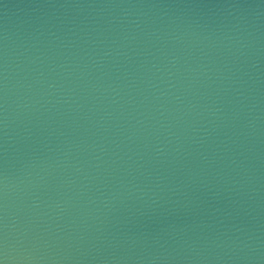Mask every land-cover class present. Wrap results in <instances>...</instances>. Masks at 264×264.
<instances>
[{
  "label": "water",
  "instance_id": "95a60500",
  "mask_svg": "<svg viewBox=\"0 0 264 264\" xmlns=\"http://www.w3.org/2000/svg\"><path fill=\"white\" fill-rule=\"evenodd\" d=\"M264 264V0H0V259Z\"/></svg>",
  "mask_w": 264,
  "mask_h": 264
},
{
  "label": "clouds",
  "instance_id": "9594fccd",
  "mask_svg": "<svg viewBox=\"0 0 264 264\" xmlns=\"http://www.w3.org/2000/svg\"><path fill=\"white\" fill-rule=\"evenodd\" d=\"M2 261V264H6V258L5 259H0Z\"/></svg>",
  "mask_w": 264,
  "mask_h": 264
},
{
  "label": "snow or ice",
  "instance_id": "6c2138e0",
  "mask_svg": "<svg viewBox=\"0 0 264 264\" xmlns=\"http://www.w3.org/2000/svg\"><path fill=\"white\" fill-rule=\"evenodd\" d=\"M0 264H2V261H0Z\"/></svg>",
  "mask_w": 264,
  "mask_h": 264
}]
</instances>
